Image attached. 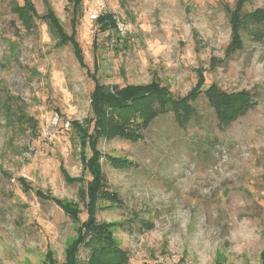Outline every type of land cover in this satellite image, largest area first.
<instances>
[{"label": "rangeland", "instance_id": "obj_1", "mask_svg": "<svg viewBox=\"0 0 264 264\" xmlns=\"http://www.w3.org/2000/svg\"><path fill=\"white\" fill-rule=\"evenodd\" d=\"M32 1L39 15L52 8L71 33L68 0ZM236 1H84L77 39L88 70L95 72V59L100 63L102 84L124 88L158 80L171 95L184 97L204 69V89L215 84L227 93L249 91L258 102L223 127L202 94L186 126L170 112L156 118L138 143H101L106 178L123 206L99 212L98 219L122 223L116 238L129 254L127 264H261L264 37L243 31V50L227 58L232 29L225 6L235 9ZM16 3L24 0H0V264H46L50 251L63 264L77 227L36 193L77 203L81 221L87 219L81 200L86 186L69 184L61 167L72 178L82 175L73 123L92 117L94 82L72 48L58 46L48 24L38 21L35 32L24 25L13 12ZM256 9L264 10V0H247L242 12ZM105 12L126 29L117 46L93 19ZM258 31L264 35V24ZM213 58L223 60L217 68ZM56 116L70 129L59 127L47 139L43 131ZM113 157L133 165L116 169ZM88 256L82 249L79 259Z\"/></svg>", "mask_w": 264, "mask_h": 264}, {"label": "trees", "instance_id": "obj_2", "mask_svg": "<svg viewBox=\"0 0 264 264\" xmlns=\"http://www.w3.org/2000/svg\"><path fill=\"white\" fill-rule=\"evenodd\" d=\"M84 1L68 0L71 33L64 28L63 23L52 8H48L44 15H39L32 0H24L23 5L16 3L13 6V12L31 31L37 30L38 21L48 24L57 34L58 46H70L79 65L82 69H87V75L94 82V89L90 97L92 117L85 123L83 122V125L78 121L73 123L74 132L81 143L82 175L72 178L61 167L69 184L81 183L86 186L82 190L81 200L87 213V219L84 222L81 221L80 215L83 211L75 202L61 200L42 191H37L36 195L58 205L75 222L77 227L75 238L65 249L66 261L63 264H127L129 254L121 247L116 238V231L122 226V223L98 219L99 212L114 210L123 206L120 195L111 189L106 178L101 159L107 155L102 150L101 143L115 138L138 143L144 139L145 131L156 118L170 112L175 115L180 126H186L194 116L196 111L194 104L202 94L207 96L219 124L223 127L247 114L258 102L249 91L227 93L215 84L204 89L206 83L204 69L198 70L196 87L184 97L171 95L168 88L162 86L158 80H152L146 85H128L124 88L102 84L98 76L101 70L100 63L95 59V72L91 73L88 70L82 46L77 39L80 21L84 16ZM246 3L247 0H237L235 9H230L228 5L225 6L230 16L232 29L230 45L226 50L227 58L243 50V31H248L256 39L261 40L264 37L263 33L258 31V27L264 24V10L256 9L243 13L242 9H245ZM96 25L99 32L108 34L109 41H114L115 46L123 41L124 38L118 31V20L113 13L100 14L96 19ZM253 29L258 32H254ZM94 47L96 49V44ZM221 61L213 58L212 67L217 68ZM86 150L90 151V155H85ZM110 163L114 168L120 170L130 168L133 165L132 161L128 159L115 157L110 159ZM87 175L91 177L90 180L86 179ZM19 180L24 182L25 190L29 191L30 186L26 181L22 178ZM147 228H152V225L148 224ZM82 249H85L89 255L88 260L84 262L79 259ZM52 254L51 251L48 253L46 264H57ZM260 258L261 264H264V250ZM215 264L227 263L218 261Z\"/></svg>", "mask_w": 264, "mask_h": 264}, {"label": "built area", "instance_id": "obj_3", "mask_svg": "<svg viewBox=\"0 0 264 264\" xmlns=\"http://www.w3.org/2000/svg\"><path fill=\"white\" fill-rule=\"evenodd\" d=\"M97 18L98 16H93L94 20H96ZM118 31L120 35L124 37V35L126 34V29L123 24L118 23ZM59 127L69 130L70 123L67 122L64 125H60V118L58 116L54 117L52 121L50 122L49 126L47 127V129H44L43 131L44 137L47 139L52 138L54 131L58 129Z\"/></svg>", "mask_w": 264, "mask_h": 264}]
</instances>
